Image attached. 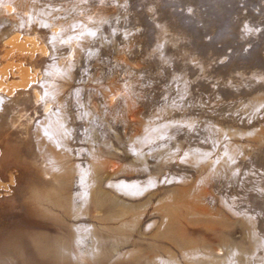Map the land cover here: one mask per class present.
<instances>
[{
	"label": "rangeland",
	"instance_id": "1",
	"mask_svg": "<svg viewBox=\"0 0 264 264\" xmlns=\"http://www.w3.org/2000/svg\"><path fill=\"white\" fill-rule=\"evenodd\" d=\"M161 204L193 213L184 244ZM25 238L264 264V0H0V264Z\"/></svg>",
	"mask_w": 264,
	"mask_h": 264
},
{
	"label": "bare ground",
	"instance_id": "2",
	"mask_svg": "<svg viewBox=\"0 0 264 264\" xmlns=\"http://www.w3.org/2000/svg\"><path fill=\"white\" fill-rule=\"evenodd\" d=\"M10 22L13 24H24V22L26 21L25 16L21 15V16H15V17H11ZM21 36V35H20ZM20 36H16L14 38V42L13 45L15 46V49H17V51H19L21 54H29V57L31 58V60L33 61L35 59V53L32 52H27L24 44V38L22 43L20 42V40H22L20 38ZM27 42V41H26ZM27 45V44H26ZM28 48V47H27ZM30 51V50H29ZM19 53V54H20ZM30 61V60H29ZM153 211H156L159 215H161L164 223V227L161 228L162 232L161 234H167L169 235V237L171 236L172 240H178L181 244H184L185 242V220H189L191 218L190 215H193V213L191 212V210L188 208V206L183 205V204H171V205H164L160 207H156L154 208ZM187 222V221H186ZM87 233V232H86ZM78 234V233H77ZM73 235V234H72ZM72 235H69L70 237H72ZM84 235V234H83ZM89 235V234H88ZM97 235V234H96ZM94 235V236H96ZM44 236V235H43ZM39 237V236H38ZM189 237V236H188ZM73 238V237H72ZM82 238V237H81ZM84 238V237H83ZM82 238V239H83ZM90 238V237H89ZM96 238V237H95ZM170 238V239H171ZM174 238V239H173ZM100 239V238H99ZM57 240V239H56ZM55 239L54 241V245H55ZM64 240V239H63ZM68 240V239H66ZM84 240V239H83ZM60 241V240H59ZM59 241H56V243H58ZM80 241V240H79ZM93 241V240H92ZM175 241V242H176ZM62 242V241H61ZM76 242V239H75ZM46 243V242H45ZM41 239L38 238H25V239H21L19 244L25 249V254H20L21 259L23 260L24 264H41V262L39 261L38 257L39 256H44V255H48L50 259L57 261L58 263H65V264H74L72 262L66 263L65 261L68 260V256L69 254H71L73 256L74 261L76 262V264H90L91 262H89L88 258L84 255V251H82L81 253L78 252L75 253L74 251L71 252L68 249H57L54 248L59 244H56V246H48L49 242L47 241L48 244H45ZM52 243V242H51ZM93 243H98L97 240H95ZM61 244H66V242H62ZM60 244V245H61ZM70 244H72V242L70 241L69 245L68 242L66 245L71 246ZM76 244V243H75ZM80 244V243H79ZM82 244V242H81ZM84 244H82L83 246ZM99 245V243H98ZM65 246V245H64ZM73 246V245H72ZM87 246V245H86ZM62 247V245L60 246ZM59 247V248H60ZM77 247V246H75ZM74 247V248H75ZM81 247V246H80ZM99 247V246H98ZM115 247V246H114ZM117 247V246H116ZM115 247V248H116ZM193 247V246H192ZM84 249V248H83ZM87 249V247H86ZM14 251V249H12ZM16 250V249H15ZM90 250V249H89ZM116 250V249H115ZM118 251V250H117ZM15 252V251H14ZM20 252V250H19ZM100 252V251H99ZM113 252V251H112ZM15 253L18 254V252L16 251ZM14 253V254H15ZM22 253V252H21ZM1 255V254H0ZM38 255V256H37ZM68 255V256H67ZM9 256V254H8ZM2 257H3V253H2ZM1 257V258H2ZM14 257V256H13ZM6 258V256H5ZM72 259V258H71ZM70 259V261H71ZM108 259V258H107ZM2 260V259H1ZM4 260V259H3ZM2 260V263H3ZM10 260L12 261L13 259L10 258ZM10 262V261H9ZM15 262V260H14ZM97 262V261H96ZM1 263V261H0ZM44 263V262H42ZM101 263V262H100ZM104 263V262H102ZM114 263V262H112ZM5 264V262H4Z\"/></svg>",
	"mask_w": 264,
	"mask_h": 264
},
{
	"label": "snow or ice",
	"instance_id": "3",
	"mask_svg": "<svg viewBox=\"0 0 264 264\" xmlns=\"http://www.w3.org/2000/svg\"><path fill=\"white\" fill-rule=\"evenodd\" d=\"M93 34H94V33H93ZM47 95H48V94H47V92H46V93H45V98L47 97Z\"/></svg>",
	"mask_w": 264,
	"mask_h": 264
}]
</instances>
